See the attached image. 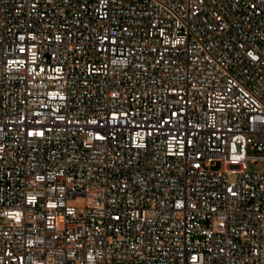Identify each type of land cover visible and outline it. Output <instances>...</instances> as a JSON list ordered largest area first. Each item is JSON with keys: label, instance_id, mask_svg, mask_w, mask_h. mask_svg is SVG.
Wrapping results in <instances>:
<instances>
[{"label": "built area", "instance_id": "built-area-1", "mask_svg": "<svg viewBox=\"0 0 264 264\" xmlns=\"http://www.w3.org/2000/svg\"><path fill=\"white\" fill-rule=\"evenodd\" d=\"M0 264H264V0H0Z\"/></svg>", "mask_w": 264, "mask_h": 264}, {"label": "rangeland", "instance_id": "rangeland-1", "mask_svg": "<svg viewBox=\"0 0 264 264\" xmlns=\"http://www.w3.org/2000/svg\"><path fill=\"white\" fill-rule=\"evenodd\" d=\"M256 163H258V162H256ZM248 166H249V170L250 171H252V170H258V169L261 168L260 166H256V165L251 164V163H248ZM217 168H219V166H217L215 169H217ZM231 179H232V177H231Z\"/></svg>", "mask_w": 264, "mask_h": 264}]
</instances>
